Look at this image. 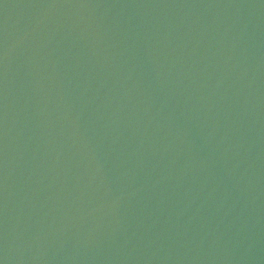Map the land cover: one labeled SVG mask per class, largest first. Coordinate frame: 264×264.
Instances as JSON below:
<instances>
[{"label": "water", "instance_id": "95a60500", "mask_svg": "<svg viewBox=\"0 0 264 264\" xmlns=\"http://www.w3.org/2000/svg\"><path fill=\"white\" fill-rule=\"evenodd\" d=\"M0 264H264V0H0Z\"/></svg>", "mask_w": 264, "mask_h": 264}]
</instances>
